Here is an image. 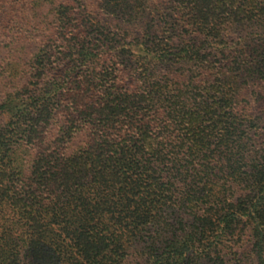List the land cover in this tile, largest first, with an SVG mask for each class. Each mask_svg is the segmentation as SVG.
<instances>
[{
    "label": "trees",
    "instance_id": "trees-1",
    "mask_svg": "<svg viewBox=\"0 0 264 264\" xmlns=\"http://www.w3.org/2000/svg\"><path fill=\"white\" fill-rule=\"evenodd\" d=\"M263 5L0 0V264H264Z\"/></svg>",
    "mask_w": 264,
    "mask_h": 264
},
{
    "label": "rangeland",
    "instance_id": "rangeland-1",
    "mask_svg": "<svg viewBox=\"0 0 264 264\" xmlns=\"http://www.w3.org/2000/svg\"><path fill=\"white\" fill-rule=\"evenodd\" d=\"M251 7L252 6H248V8ZM258 8L261 7H256L254 9L252 7V13L250 10L247 12L248 14L252 15L253 18L246 21L247 25L245 28H243L242 32L231 31L228 34L229 39H233L234 43H238L235 44V46L238 47L236 49H240L243 51L246 50V55L255 50L254 48L256 43H264V20L262 22L257 21ZM263 9L264 7L262 9H259V12L262 13ZM223 31L221 33H223ZM225 32H228V30ZM249 81L250 83H248L245 89L244 99H246V101L248 102V110L252 117L257 119L261 123V125H264V78L259 79L257 82L251 80ZM246 239L247 238L245 236H242L241 238H239L237 243L231 241L228 243L229 246L225 247L222 250V253H224L225 255V264H250V257L245 256L246 254H244L243 258L240 259L241 256L238 255L239 252L248 249ZM137 259L138 258L135 255L130 256L126 264H138L139 259Z\"/></svg>",
    "mask_w": 264,
    "mask_h": 264
}]
</instances>
